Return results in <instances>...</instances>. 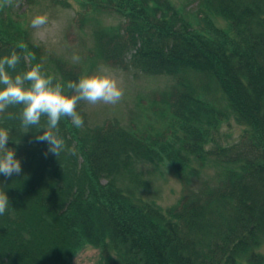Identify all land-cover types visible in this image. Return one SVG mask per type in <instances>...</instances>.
<instances>
[{
    "label": "trees",
    "instance_id": "1",
    "mask_svg": "<svg viewBox=\"0 0 264 264\" xmlns=\"http://www.w3.org/2000/svg\"><path fill=\"white\" fill-rule=\"evenodd\" d=\"M51 1L69 6L62 0ZM201 1L206 13L193 22L168 0H79L84 6L76 16L80 24L87 16L85 9L128 21L124 35H109L103 44L105 34L99 37L103 60L125 67V54L134 50L130 67L175 77L171 107L158 113L163 125L157 129L164 133L137 135L113 124L104 131L82 133L70 119L61 118L53 131L63 139L64 149L57 157L45 156L47 143L36 142L35 137L47 127V117L25 132L21 105L0 112V128L9 132L6 147L15 149L22 165L19 175L0 174V192L9 198L6 212L0 215V264H71L88 246L102 251L104 264H213L208 258L212 250L215 264H233L261 243L262 193L257 195V206L253 195L264 183V86L249 73L253 66L264 77V63L258 62L264 57V0ZM25 2L30 9L35 0ZM25 12H17L13 5L0 8V58L13 51L21 57L15 69L6 66L11 75L41 64L42 48L35 52L21 28ZM21 44L27 48L21 49ZM28 52L35 54L30 62L25 61ZM221 62L231 63L236 74L230 76ZM70 72H65L66 82H77ZM218 95L226 108L217 103ZM227 111L248 127L235 152L218 149L215 140ZM254 130L259 140L253 151L246 141ZM145 155L178 166V179L185 184L183 161L203 168L223 159L232 170L213 191L162 214L145 202L139 186L147 181L133 173L135 158L146 161ZM239 165L241 177L256 173L254 188L240 195L235 190L250 185L235 178ZM245 195L253 203L243 201ZM233 198L240 205L234 214L226 210L231 207L227 200ZM213 202L220 207H212Z\"/></svg>",
    "mask_w": 264,
    "mask_h": 264
},
{
    "label": "rangeland",
    "instance_id": "2",
    "mask_svg": "<svg viewBox=\"0 0 264 264\" xmlns=\"http://www.w3.org/2000/svg\"><path fill=\"white\" fill-rule=\"evenodd\" d=\"M24 1L15 0L13 7L17 12L20 13L19 9L22 5L26 6ZM168 1L177 12H180L181 16L190 18L184 13L183 6L186 0ZM66 3L69 4L68 7L56 2L52 4L51 0H35L34 5L30 9L26 8L25 11L27 12L24 11L25 16L21 28L30 37V44L34 46L35 52L42 48L43 55L40 57L42 72L53 77L54 83L63 85L66 93L68 92L67 82L59 75L56 63L73 67L76 65L80 66V78L103 71L112 74L118 80L120 87L123 89V97L117 104L99 103L91 105L86 101L78 103L77 110L84 121L81 127L82 133L97 132L107 119L117 121L126 130H129L130 122L136 123L143 129L146 124L150 123L148 117L152 115V106L154 104L142 108L139 100L145 99L149 103L154 99L153 94L155 93H170L172 87L177 84L175 77L168 74H145L137 68H111L106 66L99 51L98 40L101 35L112 34L114 29H117L119 17L107 13H90L86 17L83 27L76 29L73 28L72 18L74 12L81 10L82 6L78 0H66ZM36 15H46L48 18L47 24L41 28H33L31 20ZM192 21L195 22L194 20ZM217 23L220 26H225L222 20H218ZM91 53L94 54L93 58L88 57ZM73 55H79V62H73ZM49 57L53 60H49ZM216 101L220 106L226 108V103L220 95L217 96ZM194 110V106H191V116H193ZM226 116L220 122V129L215 140L218 144V149L235 152L243 134L247 133L248 127L242 125L230 111H227ZM200 126L208 127V124ZM205 127L203 128L206 129ZM154 133L152 132L151 134ZM257 139L259 140V134L254 130L253 133L249 134L246 141L248 149L254 151ZM214 143L212 142L210 146H213ZM135 152L143 154L139 150H135ZM145 158L147 159L146 161L143 160L144 158H135L133 173L141 174V180L145 179L147 181L143 186H139V190L144 189L142 194L144 193L146 197L145 202L164 214L167 209L176 206L181 197L182 188L177 175L178 166L175 164L172 166L166 165L159 156L151 157L145 155ZM214 159L219 158L215 156ZM219 162L210 161L203 168H200L196 163L189 162L186 164L184 161L182 162L181 170L186 173L188 189L192 193V198L201 196L202 193L207 191H213L218 186L219 180H224L226 172L230 171L229 169L232 170L231 166L224 165L227 163L226 160L220 159ZM195 168L196 170L194 171L193 169ZM240 168L241 166L239 165V170L235 172V178H240L247 182L250 187L235 190L239 195L241 193L246 194L249 192L248 190L254 188L253 183L256 175L254 171L247 178L241 177ZM218 175L222 177L217 178ZM204 185L206 188L203 187ZM257 195H260V192ZM236 198L227 200V205L231 207H227L226 210L232 214L240 206L235 202ZM243 201L253 203L247 195L243 197ZM212 207L219 208L220 204L213 202ZM223 210L225 209L223 208L220 211L222 212ZM255 225L257 227L258 223H255ZM258 228L259 231L261 227L258 226ZM259 238L261 243L253 251L247 250L245 252L246 255L238 258L235 262L233 261V264H264V233L260 232ZM253 253H255L256 257H254ZM101 254L102 251L88 246L81 250L71 264H104V258ZM172 255L174 254L172 253ZM179 255L184 256V254ZM193 256L195 259H203L201 256ZM208 258L213 264L216 263V256L213 250Z\"/></svg>",
    "mask_w": 264,
    "mask_h": 264
},
{
    "label": "clouds",
    "instance_id": "3",
    "mask_svg": "<svg viewBox=\"0 0 264 264\" xmlns=\"http://www.w3.org/2000/svg\"><path fill=\"white\" fill-rule=\"evenodd\" d=\"M15 0H0V8L9 7ZM46 15H36L31 20L33 28H41L47 24ZM21 49H26L24 44ZM35 59V54L28 52L25 60L30 62ZM21 57L13 51L10 56L0 58V112H4L10 105L22 106V126L25 132L30 126L38 125L41 117H47V127L42 134L35 137L36 142H46L48 153L56 157L64 149V141L55 131L61 118L70 119L76 128L83 126V117L77 111L80 101L91 105L99 103L115 105L123 97V89L118 80L110 73L97 72L86 75L77 82H68L67 89L72 94H67L64 86L54 83V78L42 72V65L37 63L29 70L11 75L7 69H15ZM73 62H79V55H73ZM9 132L0 128V174L5 177L19 175L22 172L21 161L16 157L15 149L7 148ZM9 206V198L5 192H0V215H3Z\"/></svg>",
    "mask_w": 264,
    "mask_h": 264
},
{
    "label": "bare ground",
    "instance_id": "4",
    "mask_svg": "<svg viewBox=\"0 0 264 264\" xmlns=\"http://www.w3.org/2000/svg\"><path fill=\"white\" fill-rule=\"evenodd\" d=\"M263 42V41H262ZM245 57H247V56H245ZM258 62L261 64V63H264V57H261V58H259L258 59ZM246 63V62H245ZM224 68H225V70L228 72V74L230 75V76H232L233 74H236L235 72H233L234 71V69H235V67L233 66V65H231V63H229V62H221L220 63ZM254 69H255V67H253L252 66V69H251V71H250V75H251V79H255V78H259L257 81H256V83L259 85V86H261V84H262V86H264V77L262 78L260 75H259V73H257V72H255L254 71ZM242 75H244V74H242ZM261 186H259L258 187V190H261L260 191V193H262V199H260V201H258V196H257V194L255 193L254 195H253V198L255 199V202H256V206H257V201H258V206H259V208H258V210L261 212V213H263L264 214V183H262V184H260ZM254 209V208H253ZM260 223V222H259Z\"/></svg>",
    "mask_w": 264,
    "mask_h": 264
}]
</instances>
